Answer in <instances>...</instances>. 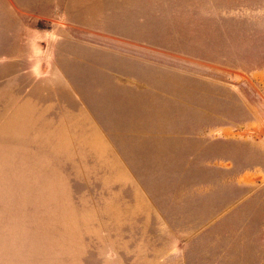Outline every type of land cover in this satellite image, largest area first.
<instances>
[{"label": "rangeland", "instance_id": "374dc122", "mask_svg": "<svg viewBox=\"0 0 264 264\" xmlns=\"http://www.w3.org/2000/svg\"><path fill=\"white\" fill-rule=\"evenodd\" d=\"M262 69L264 0H0V264H264Z\"/></svg>", "mask_w": 264, "mask_h": 264}, {"label": "crops", "instance_id": "0c3cea01", "mask_svg": "<svg viewBox=\"0 0 264 264\" xmlns=\"http://www.w3.org/2000/svg\"><path fill=\"white\" fill-rule=\"evenodd\" d=\"M253 78H255L259 83L264 85V69L257 70L252 72ZM10 200L9 198H0V213L7 211L9 208H12L11 203H7ZM13 224L12 217L5 215H0V261L6 260L8 257H12L9 252V247L11 246L12 235L11 232H8V226ZM10 253V254H9Z\"/></svg>", "mask_w": 264, "mask_h": 264}]
</instances>
